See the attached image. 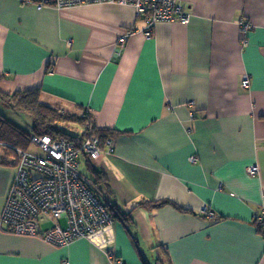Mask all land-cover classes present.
Wrapping results in <instances>:
<instances>
[{
  "label": "crops",
  "instance_id": "0c3cea01",
  "mask_svg": "<svg viewBox=\"0 0 264 264\" xmlns=\"http://www.w3.org/2000/svg\"><path fill=\"white\" fill-rule=\"evenodd\" d=\"M180 3L189 23L160 21L148 37L130 5L0 0V92L37 89L45 104L87 109L118 131L114 151L105 142L92 165L116 215L112 248L126 264H162L167 254V264H264L254 219L264 205V0ZM0 110L15 118L1 100ZM19 158L0 143V264H116L86 238L58 246L7 231L1 214ZM164 199L177 205H140ZM51 220L40 229L66 225Z\"/></svg>",
  "mask_w": 264,
  "mask_h": 264
},
{
  "label": "built area",
  "instance_id": "2783aa9c",
  "mask_svg": "<svg viewBox=\"0 0 264 264\" xmlns=\"http://www.w3.org/2000/svg\"><path fill=\"white\" fill-rule=\"evenodd\" d=\"M34 4L39 9L45 6L59 8L74 7L91 3H117L130 5L138 17L146 21L143 33L150 37L154 26L160 21L187 24L190 13L180 0H21ZM245 31L249 24L240 23ZM132 33V29L119 38L123 45ZM244 87L250 85L245 76ZM31 140L39 146L43 154L20 151L18 169L7 195L1 214V223L7 231L42 236L54 245H66L75 239L86 238L107 255L116 260V264H126L117 257L112 246L115 241L114 213L101 200L100 189L80 167V156L85 154L97 159L104 148L102 140L96 134L86 136L80 146L65 138H56L50 134H33ZM107 150L114 151L111 138L106 140ZM192 161L196 157H191ZM252 175L258 173L257 165L251 166ZM208 216L215 213L205 208ZM57 220L66 218V225L55 224L45 230L40 229L44 216ZM255 222L264 230V205L254 215Z\"/></svg>",
  "mask_w": 264,
  "mask_h": 264
},
{
  "label": "trees",
  "instance_id": "16d2710c",
  "mask_svg": "<svg viewBox=\"0 0 264 264\" xmlns=\"http://www.w3.org/2000/svg\"><path fill=\"white\" fill-rule=\"evenodd\" d=\"M0 100L10 108L28 114L33 120V127L30 131L16 121L8 118L0 110V143L9 148V150L14 151V153H17L18 157H20V151H29L26 149H28L33 142L31 140L33 134H50L56 138H65L74 141L77 146H80V143H82L83 139L88 135H98L102 140V145H104L107 139L112 138L118 132L108 127L98 126L92 113L87 109L80 114L66 112L60 108L45 104L42 102L40 91L37 89L15 91L9 94L0 92ZM76 126L80 127L81 131L76 133L71 132ZM81 155L85 157L87 169L93 173L91 177L95 184L104 185L105 179L103 178V174L93 167L92 158L85 154ZM18 161L19 159H17V163ZM166 203L177 205L169 199L160 201L144 200L141 201L140 205L153 207ZM122 216L127 220H131L127 214H123ZM115 217L116 215L114 214V218ZM261 229L260 231L264 234V230ZM167 256L169 258V254L165 256L166 259ZM165 258L160 257L158 260L162 264H167ZM168 264H171V262Z\"/></svg>",
  "mask_w": 264,
  "mask_h": 264
},
{
  "label": "rangeland",
  "instance_id": "374dc122",
  "mask_svg": "<svg viewBox=\"0 0 264 264\" xmlns=\"http://www.w3.org/2000/svg\"><path fill=\"white\" fill-rule=\"evenodd\" d=\"M14 112L16 111V113H14V115H15V118H12L13 120H15L18 124H20V125H22L23 127H25V129H27V130H32L31 128H32V126H33V120H32V118L28 115V114H26V113H23V112H20V111H17V110H13ZM18 112V113H17ZM7 116V115H6ZM9 118H11V117H9ZM79 131H81V128L80 127H78V126H76V128L73 130V131H71V132H74V133H76V132H79ZM31 151H35V152H37V153H40V150H39V148L38 147H36L35 145H31V149H30ZM85 160H83L82 161V168L84 169V165H85ZM82 170V169H81ZM51 222V224H55V221L54 220H51L50 221Z\"/></svg>",
  "mask_w": 264,
  "mask_h": 264
}]
</instances>
